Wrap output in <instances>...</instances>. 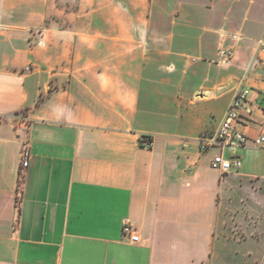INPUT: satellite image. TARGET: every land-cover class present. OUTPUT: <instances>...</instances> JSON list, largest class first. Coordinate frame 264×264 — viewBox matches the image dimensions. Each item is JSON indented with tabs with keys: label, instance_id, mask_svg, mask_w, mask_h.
<instances>
[{
	"label": "crops",
	"instance_id": "crops-1",
	"mask_svg": "<svg viewBox=\"0 0 264 264\" xmlns=\"http://www.w3.org/2000/svg\"><path fill=\"white\" fill-rule=\"evenodd\" d=\"M262 38L264 0H0V264H264Z\"/></svg>",
	"mask_w": 264,
	"mask_h": 264
},
{
	"label": "built area",
	"instance_id": "built-area-1",
	"mask_svg": "<svg viewBox=\"0 0 264 264\" xmlns=\"http://www.w3.org/2000/svg\"><path fill=\"white\" fill-rule=\"evenodd\" d=\"M236 36V35H235ZM260 48L264 51V39L260 40ZM221 62H228L233 57L232 48H221L220 51ZM249 88L240 89L230 102L223 119L216 129L206 132L200 137V150L206 152L211 148H219L221 151L217 153L211 160L212 168L220 171L222 175L228 173L230 170L239 169L242 165L241 156L235 154V150L245 147L249 141V137L238 129V125L247 120L246 112L251 109L247 108L246 102L248 100ZM254 143L264 149V135H260L253 139ZM140 144L145 147H151L153 144L149 136H142ZM225 149L233 151L231 157L225 156ZM30 150L28 143L24 142L22 147L21 165L26 168L29 164ZM123 235H129L132 241H138L140 236L135 232L130 223H125L123 226Z\"/></svg>",
	"mask_w": 264,
	"mask_h": 264
},
{
	"label": "rangeland",
	"instance_id": "rangeland-1",
	"mask_svg": "<svg viewBox=\"0 0 264 264\" xmlns=\"http://www.w3.org/2000/svg\"><path fill=\"white\" fill-rule=\"evenodd\" d=\"M215 118H216V117H215ZM215 118H214V121H216ZM242 257H243L242 255L239 256V258H241V259H242ZM249 259H250V258H248V260H249ZM229 263H230V261H229ZM229 263H228V264H229Z\"/></svg>",
	"mask_w": 264,
	"mask_h": 264
}]
</instances>
